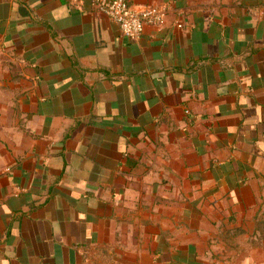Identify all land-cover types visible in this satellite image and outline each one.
<instances>
[{"label":"crops","instance_id":"0c3cea01","mask_svg":"<svg viewBox=\"0 0 264 264\" xmlns=\"http://www.w3.org/2000/svg\"><path fill=\"white\" fill-rule=\"evenodd\" d=\"M130 3L0 0V264H264V0Z\"/></svg>","mask_w":264,"mask_h":264},{"label":"built area","instance_id":"2783aa9c","mask_svg":"<svg viewBox=\"0 0 264 264\" xmlns=\"http://www.w3.org/2000/svg\"><path fill=\"white\" fill-rule=\"evenodd\" d=\"M93 5L115 21L122 33L133 40L140 38L147 26L160 25L165 15L158 7L138 10L131 5L130 0H93Z\"/></svg>","mask_w":264,"mask_h":264},{"label":"rangeland","instance_id":"374dc122","mask_svg":"<svg viewBox=\"0 0 264 264\" xmlns=\"http://www.w3.org/2000/svg\"><path fill=\"white\" fill-rule=\"evenodd\" d=\"M5 88H6V90H4V94H8L9 91H10V86H7ZM11 120H13V119H11L10 117L4 118V124H7V123L10 124V121ZM213 199L214 200H217V198L216 197H212L211 198V203L212 204H215L216 201H214ZM256 203H257V206L259 207V210H258V213L256 215V222L258 224H257L256 229H254L255 230L254 231L255 232V235L254 236L261 237V236H264V193H263V195L260 198L256 199ZM246 216L244 218V221H246ZM219 220H221V218ZM219 220L215 221V224H219L220 226L221 225H224V222L221 221V223H219ZM227 226H228V224L227 225H224V228H226ZM230 230H233V229H230Z\"/></svg>","mask_w":264,"mask_h":264}]
</instances>
